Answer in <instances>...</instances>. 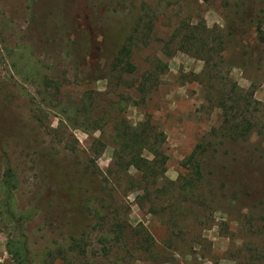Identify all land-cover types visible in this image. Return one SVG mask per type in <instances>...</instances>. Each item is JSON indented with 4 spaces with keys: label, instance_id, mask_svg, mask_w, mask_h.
Listing matches in <instances>:
<instances>
[{
    "label": "rangeland",
    "instance_id": "rangeland-1",
    "mask_svg": "<svg viewBox=\"0 0 264 264\" xmlns=\"http://www.w3.org/2000/svg\"><path fill=\"white\" fill-rule=\"evenodd\" d=\"M141 16L153 26L134 33ZM183 24L190 44L174 33ZM128 37L131 72L113 63ZM239 97L255 126L222 139L220 103ZM114 119L164 132L157 186L173 195L206 142L195 195L147 198L136 164L122 185L106 180L120 157ZM19 241L31 264H264V0H0V264H18Z\"/></svg>",
    "mask_w": 264,
    "mask_h": 264
},
{
    "label": "trees",
    "instance_id": "trees-1",
    "mask_svg": "<svg viewBox=\"0 0 264 264\" xmlns=\"http://www.w3.org/2000/svg\"><path fill=\"white\" fill-rule=\"evenodd\" d=\"M145 16V15H144ZM141 16L138 18L135 24L134 33H141L143 28L150 29L153 26L152 19L148 21L145 20V17ZM188 25H180L178 29L175 30L176 37L179 34L182 35V44H190L192 40L193 33L188 29H185ZM189 27V26H188ZM206 32L207 29L205 28ZM261 33L262 30L259 29ZM215 31L211 32L212 41L216 44V47H224L228 44L226 36L223 33L219 32L216 36L213 37ZM262 34V33H261ZM133 35V34H132ZM130 35V37L132 36ZM263 35H260L262 39ZM128 37L125 43L121 45V47L117 50V53L114 57V66L116 68H120V70L125 72H131L129 67H132L130 63L131 57V38ZM198 41V39H195ZM208 47V44H204L201 49L205 50ZM183 50H187L186 47ZM215 49H211L214 51ZM186 52V51H184ZM209 78V77H208ZM207 78V81L209 80ZM45 85L48 87L45 83ZM139 91L142 95L146 96L147 87L145 84H141ZM86 96V95H85ZM82 103L84 106V111L88 110V115L91 112L93 101L89 96H86L82 99ZM243 97H239L234 101V106L231 108H227V102L221 101L220 107L224 112L225 117V133L221 135L222 139L229 138L231 140H239L246 139L249 134L252 132L254 128V122L251 119L247 118V113H249V108L247 104H243ZM118 103H112L111 107L113 110H118ZM118 108V109H117ZM71 109H66V115L70 116L72 113ZM230 110V111H229ZM70 114V115H69ZM79 111H75V115L77 116ZM93 114V110H92ZM70 119V117H68ZM104 119H97L95 123L97 126L94 130L99 131L103 129L102 122ZM110 121V120H109ZM112 121V120H111ZM113 134L111 140L113 144L118 145V152L120 154L119 159L115 163V167L108 170L105 173V179H113L116 180L118 184H121L126 181V178L130 175V168L135 164L138 166L137 169L141 173V177L143 180L142 192L147 198H157L160 199L163 196H170V199L175 196H183L181 201L189 200L190 196L195 195L194 189L196 187L195 182H205V178L208 176L205 174L206 171V161L209 147L204 142L198 146L196 150L192 152L189 156L187 163L185 164L189 173L186 176V181L181 188H178L179 191L175 195L172 189L169 188V185H164L162 187H158L157 184L160 180L166 178V165H167V157L164 152V145L166 142V136L164 132L158 129L155 124L151 120H145L142 123L137 125L129 124L126 119H114L112 122ZM88 132V131H86ZM101 153V150L96 151L94 154L97 156ZM145 153L149 154L148 157H142ZM225 170H229V168H225ZM11 172V171H10ZM210 176L213 172H209ZM122 179V180H121ZM121 180V181H120ZM126 192H130L129 189L132 185V182L128 179L127 183H125ZM108 185V184H107ZM120 185V186H121ZM129 186V187H128ZM16 188L15 181L13 179V175L7 171L6 178L2 182V190L4 195V206L7 210L10 211L9 214L14 216V212H12V200L13 193ZM238 192V191H237ZM173 195V196H172ZM120 229V228H119ZM117 229L114 232L118 233L117 240L119 241L122 237L121 230ZM9 253L16 259L18 264H31L27 260L26 248L24 244L19 241L13 246H9Z\"/></svg>",
    "mask_w": 264,
    "mask_h": 264
}]
</instances>
